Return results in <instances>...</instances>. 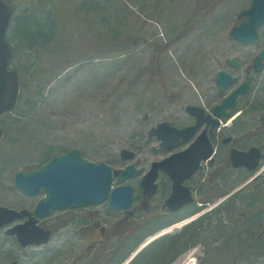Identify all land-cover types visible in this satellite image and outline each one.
<instances>
[{
	"label": "rangeland",
	"instance_id": "374dc122",
	"mask_svg": "<svg viewBox=\"0 0 264 264\" xmlns=\"http://www.w3.org/2000/svg\"><path fill=\"white\" fill-rule=\"evenodd\" d=\"M13 1L18 8L16 17H27L31 10L39 16L49 15L54 6V19L65 23L71 37L75 32H83L84 36L77 39L74 56L70 51L49 56L52 73L27 92L28 104L23 102L3 118L2 126L10 128L14 140H6L0 152V204L9 207L25 206L33 211L45 196L22 192L15 186L13 176L16 171L37 168L46 160V152L55 156L78 148L86 158L106 162L114 169L133 162L148 170L154 161L169 154L160 149L159 140L147 142L150 128L161 121L178 127L193 123L185 109L189 104L211 111L224 97L216 84L220 70L230 72L236 79L226 94L248 76L261 78L253 62L264 47V25L258 41L251 46L238 45L230 36L231 28L241 22L239 12L251 0H52V4L41 7L39 0ZM16 23L17 18L8 31L14 44ZM74 25L75 29L71 27ZM98 38L105 44L94 45L100 41ZM110 40L117 42L114 48H110ZM233 58L241 63L240 67L228 63ZM246 105L241 100L240 106ZM245 120L251 122L252 115ZM123 149L134 150L136 157L123 160ZM136 181L137 178L129 180ZM118 183L115 178V185ZM107 207L104 202L76 210L61 209L41 218L43 225L53 230L51 241L44 245L23 247L15 239L1 238L0 264H115L128 251V244L135 242V235L122 240L126 243L116 240L118 229L122 230L120 234L134 231L123 230L125 227L117 223V229L110 227L114 241L102 242L100 227L89 218L95 216L100 226L108 229L104 219L112 214ZM113 216L121 217L119 212ZM196 220L180 222L152 241L154 234L148 241L147 237L135 247L138 251L143 244L136 255L133 250L119 264H130L156 240L179 234ZM220 231L205 230L197 242L169 264H186L191 259L201 264L209 248L222 246L215 237ZM260 233L262 230L257 232V238ZM119 246L122 250L103 260L108 247L113 252ZM235 246L236 242L228 244V251L223 250L215 264H264V255L257 256L249 246ZM100 255L101 259H97ZM152 260L146 264H157Z\"/></svg>",
	"mask_w": 264,
	"mask_h": 264
},
{
	"label": "water",
	"instance_id": "95a60500",
	"mask_svg": "<svg viewBox=\"0 0 264 264\" xmlns=\"http://www.w3.org/2000/svg\"><path fill=\"white\" fill-rule=\"evenodd\" d=\"M15 6L8 0H0V116L13 110L20 97V76L17 70L9 67L13 56V47L7 38V30L10 25ZM238 17L242 22L234 26L230 35L243 45L254 44L259 39V28L264 25V0H252L249 7L243 9ZM264 48L255 58V68L263 67ZM234 66H239L237 59L229 60ZM217 85L220 92L224 93L234 82L232 74L225 70L218 72ZM249 82L244 81L233 92L228 94L220 104L213 107V114L217 117H228V109L236 105L240 94L246 95ZM186 110L196 116L197 122L184 128H177L168 121L158 123L150 130V138L155 134L162 139L161 146L164 150H170L180 146L202 126L204 122L219 124L210 114L205 115V110L199 105H188ZM5 132L0 127V142ZM213 153L207 132L204 130L199 138L188 149L176 152L161 161L152 164L151 170L143 177L142 185L149 194L155 192L156 179L160 169L166 170L174 178V190L167 199L172 209H177L184 203L191 201V193L187 198L176 202V197L185 188L183 181L187 175H192L200 162L210 157ZM135 151L123 149L121 156L125 160L133 159ZM262 153L259 148L252 147L249 150L233 148L231 157L234 166H247L256 168ZM186 173V171H188ZM134 164L130 163L122 169H113L106 162H95L85 158L77 148L55 156L38 170L18 171L14 179L18 188L30 195H37L41 190L46 192L35 208V215L29 209H13L0 205V226L14 221L19 217L29 216L24 223L16 224L6 231L8 235H15L22 246L42 245L48 243L52 232L39 224L41 216L51 215L54 211L65 208H80L90 204H99L109 199V206L114 209H128L134 198V186L130 183L112 188L114 175L119 182L126 181L129 177L142 173ZM175 205V206H174ZM1 233V230H0Z\"/></svg>",
	"mask_w": 264,
	"mask_h": 264
},
{
	"label": "flooded vegetation",
	"instance_id": "af4514ba",
	"mask_svg": "<svg viewBox=\"0 0 264 264\" xmlns=\"http://www.w3.org/2000/svg\"><path fill=\"white\" fill-rule=\"evenodd\" d=\"M254 70L262 73L261 78H263L262 82L264 83V64L259 71L255 66ZM245 80H248L249 82L248 93L238 97L236 105L230 109V116L216 118L219 120L218 125L213 124V122H204L183 146V149L189 148L194 142H196L200 133L206 130L207 137L214 149L212 157L207 160H202L193 174L190 176L187 175L183 181L182 185L187 187L188 190L183 188L182 193L176 197V202L182 201L184 198H187V193L189 192L191 193L192 200L184 203L177 209H172L173 206L168 204L167 199L171 196L174 190V178L171 173L163 169H160L159 171L155 192L149 194L142 185V179L143 175H145V173L151 168L152 163L148 170L143 168V173L141 175L132 177L135 179L137 178V181L135 183L131 182L134 186L135 195L129 209H112L107 202L108 213L112 214L110 216H113L116 212H119L118 217L121 216L120 218L107 216L104 221L109 225L108 229L106 228V225L100 226L99 220H96L98 218L94 219L95 216L89 218L93 225L95 223L97 227H100V230L102 231V242L108 241L110 243L114 241L111 236L115 235L120 238H117L116 240H121V243H126V241L122 240L135 235V244L133 247H136L147 239V237L148 239L146 241L149 240V236H153V234L155 235L162 230L163 233L161 234H166L170 230H173L180 222H182V224L188 223L190 219L197 220L193 224L184 226L182 230H188L189 227L197 224H200V227L202 226L205 230H211V232L212 230H222V227L230 230H264V221L260 222V226L256 228L254 227L252 208L248 205H246V207H249V213L247 210L241 212L242 215L238 213L235 215L236 217H234V215L230 216L227 212L231 202H264V87L259 96L260 98L258 99L255 97L256 94L254 88V83L257 78L248 76L246 79L242 80V82ZM240 99L245 100L247 105L240 106ZM237 115H239L238 118H236ZM250 115H252L253 120L246 123V116ZM193 118L195 122L197 118ZM232 119H235V121L232 124H229ZM154 138L157 139L156 137ZM3 141L5 140L3 139ZM252 147L259 148L262 153L256 168L251 169L245 165L239 167L234 166L231 157L232 149L238 148L247 151ZM160 149L169 154L174 152L163 150L161 145ZM187 172H189V170L186 171V173ZM253 188L259 189L258 194L252 195L248 193ZM259 192H261V194H259ZM24 208L26 207L21 206L17 209L21 210ZM245 215L247 217H244ZM28 218L29 216L19 217L14 221L1 225L0 239L4 237L18 241L15 235H8L6 231L14 227L16 224L24 223ZM41 218H39V223L43 225ZM117 223L125 227L123 230L134 231H126V233L120 234L122 230L118 229L113 235V231L110 227L113 225V227L117 229ZM46 228L52 230L50 226H47ZM161 234L159 236H161ZM160 239L162 238H159L158 240ZM223 239H221L219 243H222L224 241ZM119 250H122V247H117L113 252H119ZM106 251L105 259L109 254H113L109 247ZM184 251L185 249H181L176 253H171L163 258L158 264H169Z\"/></svg>",
	"mask_w": 264,
	"mask_h": 264
},
{
	"label": "trees",
	"instance_id": "16d2710c",
	"mask_svg": "<svg viewBox=\"0 0 264 264\" xmlns=\"http://www.w3.org/2000/svg\"><path fill=\"white\" fill-rule=\"evenodd\" d=\"M41 4H52V0H41L40 7ZM54 13L55 7L52 6V13H50L49 15H45V13H42L41 16H39L35 12V10H31V15L27 17L19 14L16 23V28L18 29L16 34L17 43L14 44V37L9 36V39L14 44L15 53V57L11 61V65L13 68L19 71L21 76L22 95L19 106H21L23 102L28 104V102H30V97L27 95V92L30 91L35 85H39L42 79L48 77L50 73H52L50 58L54 55V52L63 54L67 51H70V53L74 56L75 54L72 53V51L77 52V39H80L84 36V34H82L83 32H75L76 38L73 36L71 37V33L64 27L65 23H60L56 19H54ZM75 26L76 25L71 27L75 29ZM88 31L89 30L85 31V36L88 35ZM98 40L100 41L94 42V45H96L97 43L99 44L100 42H102V44L104 45L106 42L101 38H98ZM116 45V41L110 40V48H114ZM77 59L78 57H76V60ZM262 80L263 78H260L254 83L256 94L255 97H257L258 99L260 98L259 96L262 93V89L264 87V83L262 82ZM38 91L40 92V89ZM8 114L9 113L4 114L2 116V120ZM13 124H15V122H11V125ZM5 129L7 133V142L14 141L11 140L12 137L10 128L6 126ZM45 156L46 160L40 163L37 168L51 159L53 157V154L51 151H48L46 152ZM34 168L35 167H29V169ZM258 191L259 189L253 188L248 193L256 195L258 194ZM259 194H261V192H259ZM246 205L252 208V219L254 227L256 228L260 226V222L264 221V209L262 207L264 205V202H231L230 207L227 209V212L230 216L234 215V217H236L235 215L238 213L242 215L241 212L247 210L249 213V207H246ZM244 217L247 216L245 215ZM221 229L222 230L219 234H215V237L218 241L224 238V241L222 243H218L222 246L218 248L219 245H215L214 248H209L207 256L201 261V264H215V260L217 259V257L222 254L223 250L229 248L228 244L233 242H236L237 246H249L250 249L259 257L264 255V230H262V233H260L259 237L257 238L256 234L259 230H230L226 229L225 227H222ZM204 231L205 228H203L202 226L200 227V224H197L189 227L188 230H184L180 234L174 236H166L155 242L145 251L141 252L130 264H146L149 263V260H151V258L153 259V263L157 261L158 264L169 254L176 253L181 249L189 248L191 245L197 242L200 236H203ZM212 232L216 233L217 230H212ZM134 244L135 242L132 245L128 244V251L122 254L119 261H117L115 264H119L120 262H122L125 259V255L131 253L135 249V247H133ZM237 246H235L234 248H236ZM234 248H230L229 250H233ZM227 251L228 250H226V252ZM115 254L116 251L113 252L112 255ZM97 259H101V255ZM104 259L105 258H103V260Z\"/></svg>",
	"mask_w": 264,
	"mask_h": 264
},
{
	"label": "bare ground",
	"instance_id": "6f19581e",
	"mask_svg": "<svg viewBox=\"0 0 264 264\" xmlns=\"http://www.w3.org/2000/svg\"><path fill=\"white\" fill-rule=\"evenodd\" d=\"M195 260H191L190 262L186 263V264H194Z\"/></svg>",
	"mask_w": 264,
	"mask_h": 264
}]
</instances>
